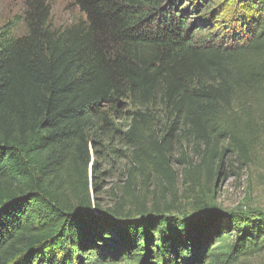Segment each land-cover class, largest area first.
I'll list each match as a JSON object with an SVG mask.
<instances>
[{"label":"trees","instance_id":"16d2710c","mask_svg":"<svg viewBox=\"0 0 264 264\" xmlns=\"http://www.w3.org/2000/svg\"><path fill=\"white\" fill-rule=\"evenodd\" d=\"M72 1L85 17L56 26L50 0H27L26 32L0 28V264H249L264 214L198 200L195 219L167 198L101 210L91 195L124 104L133 160L170 183L178 136L211 171L223 143L247 163L264 122V0Z\"/></svg>","mask_w":264,"mask_h":264},{"label":"rangeland","instance_id":"374dc122","mask_svg":"<svg viewBox=\"0 0 264 264\" xmlns=\"http://www.w3.org/2000/svg\"><path fill=\"white\" fill-rule=\"evenodd\" d=\"M26 1L0 0V28L12 22L14 34L18 36L26 32ZM49 4L56 26L85 17L72 0H50ZM124 105L126 120L117 119L118 115L112 112L110 116L118 132L109 137L103 136L98 147L96 158L101 175L91 196L94 203L102 207L101 210L112 208L120 202H124L128 206L125 210H129L137 200L152 203L156 199L162 203L167 198L179 206L180 209L174 214L180 216L197 217V209L204 206V202L222 211H237L255 217L264 214V122L260 124L255 137L248 138L253 143L247 163H242L231 147L223 143L219 144L217 153L222 160L215 161L217 164L212 171L204 164L201 154L204 147L200 148L182 136L174 138L171 147L174 181L170 183L153 173L152 169L141 168L133 160L134 147L127 145L120 137L127 130L125 125L132 111L130 105ZM149 141L145 140L147 145ZM150 151L151 154L155 153L153 149ZM187 168L189 170L185 174L184 169ZM197 171L201 173V180L192 187L188 178ZM198 200L204 201L198 205ZM249 264H264V251L252 257Z\"/></svg>","mask_w":264,"mask_h":264},{"label":"water","instance_id":"95a60500","mask_svg":"<svg viewBox=\"0 0 264 264\" xmlns=\"http://www.w3.org/2000/svg\"><path fill=\"white\" fill-rule=\"evenodd\" d=\"M89 210H92V213H94V214L107 216L106 213L100 211V209H97L96 207H92V208L89 209ZM197 212H199V211H197ZM207 214H208V213H206V214L203 215V212H202V213H198V216L195 217V219H197V218H201V217H203V216H205V215H207ZM192 217H193V216H192Z\"/></svg>","mask_w":264,"mask_h":264}]
</instances>
